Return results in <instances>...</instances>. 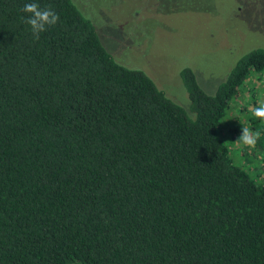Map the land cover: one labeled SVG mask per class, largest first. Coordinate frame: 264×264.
Here are the masks:
<instances>
[{"label": "trees", "instance_id": "16d2710c", "mask_svg": "<svg viewBox=\"0 0 264 264\" xmlns=\"http://www.w3.org/2000/svg\"><path fill=\"white\" fill-rule=\"evenodd\" d=\"M30 2L59 17L38 39ZM262 71L254 48L208 94L183 68L191 118L72 0H0V264H264V185L217 134Z\"/></svg>", "mask_w": 264, "mask_h": 264}, {"label": "rangeland", "instance_id": "374dc122", "mask_svg": "<svg viewBox=\"0 0 264 264\" xmlns=\"http://www.w3.org/2000/svg\"><path fill=\"white\" fill-rule=\"evenodd\" d=\"M72 1L118 63L147 74L191 118L183 68H191L201 88L213 94L241 56L264 47V0H178L176 10L162 0ZM261 103L264 71L245 78L217 134L233 162L264 185V121L251 111ZM243 126L259 133L254 147L239 142Z\"/></svg>", "mask_w": 264, "mask_h": 264}, {"label": "clouds", "instance_id": "9594fccd", "mask_svg": "<svg viewBox=\"0 0 264 264\" xmlns=\"http://www.w3.org/2000/svg\"><path fill=\"white\" fill-rule=\"evenodd\" d=\"M21 10L26 14H30L26 17H22V19H24L30 26L33 38L35 39L39 38V34L45 31L47 26L55 25L59 19L58 14L50 8L45 7L41 9L35 2L24 4ZM251 111L255 118L264 121V103H261L258 107H252ZM258 138V132H253L248 127L243 126L238 140L242 145H246L251 148L256 145Z\"/></svg>", "mask_w": 264, "mask_h": 264}]
</instances>
